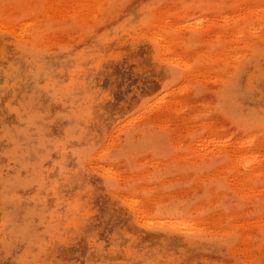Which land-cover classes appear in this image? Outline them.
<instances>
[{"label":"rangeland","instance_id":"obj_1","mask_svg":"<svg viewBox=\"0 0 264 264\" xmlns=\"http://www.w3.org/2000/svg\"><path fill=\"white\" fill-rule=\"evenodd\" d=\"M0 264H264V0H0Z\"/></svg>","mask_w":264,"mask_h":264},{"label":"bare ground","instance_id":"obj_2","mask_svg":"<svg viewBox=\"0 0 264 264\" xmlns=\"http://www.w3.org/2000/svg\"><path fill=\"white\" fill-rule=\"evenodd\" d=\"M221 31H219V33H220ZM218 35V34H217ZM219 36V35H218ZM179 105V104H178ZM241 158H245V156H241ZM244 177V176H243Z\"/></svg>","mask_w":264,"mask_h":264}]
</instances>
